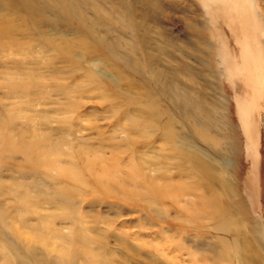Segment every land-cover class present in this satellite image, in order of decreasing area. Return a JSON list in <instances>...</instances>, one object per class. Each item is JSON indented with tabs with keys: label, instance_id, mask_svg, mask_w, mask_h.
Instances as JSON below:
<instances>
[{
	"label": "rangeland",
	"instance_id": "1",
	"mask_svg": "<svg viewBox=\"0 0 264 264\" xmlns=\"http://www.w3.org/2000/svg\"><path fill=\"white\" fill-rule=\"evenodd\" d=\"M0 264H264V0H0Z\"/></svg>",
	"mask_w": 264,
	"mask_h": 264
},
{
	"label": "bare ground",
	"instance_id": "2",
	"mask_svg": "<svg viewBox=\"0 0 264 264\" xmlns=\"http://www.w3.org/2000/svg\"><path fill=\"white\" fill-rule=\"evenodd\" d=\"M80 14V13H79ZM78 19V18H77ZM80 19V18H79ZM200 99H197V101H196V106H197V113H199V114H197V115H199V117H201L202 115V113H203V111H202V101H199ZM215 105V104H214ZM214 112V111H213ZM213 112H211L210 111V117L211 118H216L215 116H214V114H216V111H215V113L213 114ZM196 115V116H197ZM214 123H215V121H214ZM216 147V146H215ZM226 147V149H227V151H231L230 150V148H229V146L227 147V145L225 146ZM212 161H210V166H209V178H208V184H207V188H208V192L211 194H213V196H215L216 195V191H215V186H216V184H217V182H219V180L218 179H220V182L222 183L223 181H222V177L220 176V177H216L212 172H214V170L215 171H217V164H219V163H216V161L215 162H213L214 160L213 159H211ZM225 158H224V161H223V163H221L220 165L222 166V167H225ZM200 162V161H199ZM201 163V162H200ZM228 166H230V163L228 164ZM196 168V167H195ZM199 168H200V170H199ZM201 168L202 167H200V164H197V170H195V172H197L196 173V179H198L199 180V176H198V174L200 173V171H201ZM203 170L205 171V169L203 168ZM206 187V186H205Z\"/></svg>",
	"mask_w": 264,
	"mask_h": 264
}]
</instances>
